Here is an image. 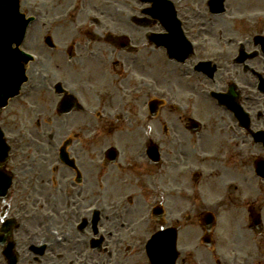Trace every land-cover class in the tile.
I'll list each match as a JSON object with an SVG mask.
<instances>
[{
    "label": "flooded vegetation",
    "instance_id": "obj_1",
    "mask_svg": "<svg viewBox=\"0 0 264 264\" xmlns=\"http://www.w3.org/2000/svg\"><path fill=\"white\" fill-rule=\"evenodd\" d=\"M205 3V0H191L188 6L187 4L184 6L185 10L180 11V15L187 17L188 12L190 13L189 7L201 8ZM225 10H228L227 13L217 14L215 17L216 24L220 28L219 35L229 40L240 38V34L235 32L234 9L225 7ZM143 11L144 8L138 10L139 16L148 23L149 19L143 16ZM125 18L131 20L132 16ZM73 25L77 26L78 23L75 17L70 16L61 26V29L67 26L70 32L62 33L58 37L61 45L65 40H70L64 51H67L74 60L77 59L73 64L74 69L71 68L73 71L71 69L64 71L74 79L73 83L76 84L72 93L79 95L85 103L91 104L98 98L99 90L94 84L104 77L101 72L105 69L107 62L105 49L98 47V43H104V34L90 33L84 25V33L75 34L71 32L74 29ZM150 26L152 32L159 31L156 22L151 23ZM119 28L123 31L122 35L130 38L134 48L128 47L127 51L112 49V52L140 56L145 63L154 62L156 53L164 52L163 49L149 45L146 34L138 30L132 32V28H129V31L121 26ZM137 28L141 27L137 26ZM246 34L249 35L247 38H252V41L253 38L264 35V25ZM87 42L98 47L93 49L95 56L88 62L85 58L88 52ZM145 46L147 48H144ZM58 57L60 62L56 66L62 68L64 63L61 54ZM124 62L126 66L131 67L132 71L136 70L134 63L130 65L129 60ZM67 74L64 76L69 78ZM172 79V93L177 90L179 94H196L192 91L193 86L190 81L185 80L178 73L173 74ZM60 98L61 96H57L55 100L58 101ZM184 99L183 96L182 100ZM102 102L105 105H112L113 97L105 94ZM188 120L189 118L186 119ZM132 121H136V118ZM225 121L224 117L219 116L212 125L215 127L217 148H157L159 158L156 161L148 160L145 154L146 148H137L134 144L132 147L128 145L126 148H114L117 152L114 164L122 173L123 193L138 192L137 197L150 198L155 204H160L163 207V219L160 224L162 227L167 225L166 227L180 230L182 226L180 223L183 222L182 227L185 228L188 236L187 240L181 243L182 246L190 247L192 244L190 236L192 214L200 217L203 215L205 206L213 205L218 211L226 214L222 221L215 222L214 228L210 231L211 247H205L204 243L199 241L211 252V254L204 253L203 264H212L210 261L212 255L216 259L217 252L234 255V250L247 245L260 248L261 244H256L255 237L263 235L261 242L264 243V177L259 179L255 175V165L264 162V148H229L230 134ZM102 125L107 129L109 121L104 120ZM143 132V127L138 124L129 136L139 138ZM117 136L116 140L122 143L121 136ZM201 144L203 146L204 138ZM76 149L86 153H101L106 148ZM157 224H154V229L158 228ZM230 226L235 233L233 237H225L221 240L219 236H215V233L226 231ZM258 226L261 227L260 234H257ZM219 227L220 230L216 231ZM246 259L251 260L253 257L250 254Z\"/></svg>",
    "mask_w": 264,
    "mask_h": 264
},
{
    "label": "rangeland",
    "instance_id": "obj_2",
    "mask_svg": "<svg viewBox=\"0 0 264 264\" xmlns=\"http://www.w3.org/2000/svg\"><path fill=\"white\" fill-rule=\"evenodd\" d=\"M235 1H240V0H233L232 1V3L230 4V6L231 7H233L234 8V10H235V13H238V12H242L243 11V7H240V6H238L236 3H235ZM255 3H254V5H256V6H259V7H262L263 5H264V0H253ZM253 9V8H252ZM256 9H258V8H256ZM260 9V8H259ZM246 11H249V10H246ZM117 21H114L113 20V23L115 24ZM164 70L162 69V70H160V74H159V76L162 78V74H161V72H163ZM219 114V113H218ZM213 118H217V117H214V116H212ZM223 117V116H222ZM212 121H210V123H211ZM225 123H226V121H225ZM231 137V136H230ZM185 142V143H184ZM184 142H182L183 143V145L185 146V148H187V141H185V139H184ZM129 147H132V145H129ZM234 148V147H233ZM126 261H128L127 259H126ZM138 264H141V263H139L138 262Z\"/></svg>",
    "mask_w": 264,
    "mask_h": 264
}]
</instances>
